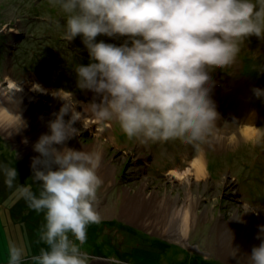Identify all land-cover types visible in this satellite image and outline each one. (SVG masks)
<instances>
[{
  "label": "rangeland",
  "instance_id": "1",
  "mask_svg": "<svg viewBox=\"0 0 264 264\" xmlns=\"http://www.w3.org/2000/svg\"><path fill=\"white\" fill-rule=\"evenodd\" d=\"M0 7V90L10 95L9 82L20 87L39 85L42 91L36 92L31 104L36 108V120L46 122L55 119L54 114L61 108L55 106V100L60 98L53 93L59 90L73 93L78 102L76 110L83 115L73 125L80 134L68 140L69 143L82 150L94 151L98 147L102 166L113 168L111 177L103 181L97 192L95 208L101 220L88 225L87 239L81 246V251L92 258L90 262L108 259L113 264L117 261L119 264H243L212 251L210 244L226 230L236 233L237 229L230 224L233 219L240 220L245 212L252 227L264 225V97L258 99L252 91L264 89V40L255 36L247 38L240 45L241 51L233 65L211 70L214 90L211 89L210 98L219 119L213 135L205 142L190 144L181 139L141 142L128 139L114 121L97 123L84 108L93 102L94 94L77 87L74 68L77 64L87 65L89 55L81 37L68 42L63 28L56 26L57 21L61 25L65 21L58 8H53L49 0H0ZM30 22L36 25L31 28ZM123 39L97 37L98 41L117 45ZM56 63L59 67H55ZM87 115L93 121L91 126L85 121ZM64 119L69 120L70 115ZM246 127L257 129L261 136L255 140L239 139ZM228 136L238 140L236 144L217 149ZM200 151L204 154L203 178L189 173L190 182H187L182 176L166 173L170 167L189 169L190 161ZM38 156H33L19 137L0 129V264H8L9 243L25 249L21 264H32L31 257L47 248L40 240L46 224L45 212L30 209L17 191L19 185L33 184V191L38 194L39 182H33L31 167L33 158ZM5 166L14 167L18 173L12 188L5 184ZM186 192L196 198V204L188 210L192 229L187 240L141 228L120 215L122 202L128 197L137 196L144 204L152 199L157 204L161 197L181 200ZM173 208L164 210L178 215L185 210L180 206ZM133 228L141 232H134V236L129 232ZM90 231L94 233L91 236ZM230 235L231 238L224 240L229 239L233 245L241 239ZM154 240H158V246L153 244Z\"/></svg>",
  "mask_w": 264,
  "mask_h": 264
},
{
  "label": "clouds",
  "instance_id": "2",
  "mask_svg": "<svg viewBox=\"0 0 264 264\" xmlns=\"http://www.w3.org/2000/svg\"><path fill=\"white\" fill-rule=\"evenodd\" d=\"M49 4L65 16L62 25L56 22L64 38L71 42L81 37L88 52L89 63L74 68L77 87L94 94L84 108L97 123L114 121L128 139L141 142H205L219 119L210 98L211 70L233 65L247 38L264 40V0H49ZM100 36L124 39L117 45L98 41ZM34 90L42 91L39 85ZM252 91L258 99L264 97V89ZM53 95L64 104L48 123L51 134L41 135L33 147L39 153L31 165L38 194L33 184L17 189L30 209L45 212L40 240L47 248L31 261L90 264L92 258L81 246L88 225L101 220L95 208L103 183L97 175L101 157L64 146L80 134L73 125L83 113L75 110L73 93L59 90ZM18 120L19 127L27 126L19 116ZM3 173L6 186L12 188L17 170L5 166ZM258 229L256 239L261 243L252 248L248 264H264V225ZM25 256L23 247L9 243L8 264H21Z\"/></svg>",
  "mask_w": 264,
  "mask_h": 264
},
{
  "label": "bare ground",
  "instance_id": "3",
  "mask_svg": "<svg viewBox=\"0 0 264 264\" xmlns=\"http://www.w3.org/2000/svg\"><path fill=\"white\" fill-rule=\"evenodd\" d=\"M9 88L11 91L7 90V92H10V95H6L4 90H0V129L2 131H6V133L10 136L13 135L14 137H19V139L22 141L27 140L26 144L29 147V150H31L32 155H38L39 153L35 152L33 147L41 135L51 134L48 128V123L50 120L47 122L36 120V116H38L36 108L33 104H31V101L34 99L37 92V90H34V87H31L30 84L20 87L9 82ZM211 89L214 90V87H211ZM239 89L241 90L242 88ZM242 93L243 90L240 91V94ZM55 101L56 107H62L64 104V101L61 99ZM69 115L71 114L69 113ZM18 116L26 123V127H19ZM88 118L85 119V121L89 126H91L93 121ZM52 120L54 119H51V121ZM259 136H261V134H259L257 129L252 130V128L249 129L246 127L242 129L239 139L246 141L255 140ZM233 138L234 137L228 136L226 139H222V141L220 140L222 145H218L216 148L219 149L224 145L229 147L230 144L231 146L236 144L238 140L233 141ZM54 146L57 149L63 147L60 145ZM64 146L77 151L95 152L98 153L102 158L100 149H98V147L94 151L91 149L82 150L79 147L76 148L74 145H71L69 141H67ZM189 165V169H182L180 166L170 167L166 170V173L170 176H182L186 178L187 182H190V178L188 179L189 173H193L196 178H203L205 175V165L204 154L202 151H200L198 155H196V157L190 161ZM112 172L113 168L104 165L102 166L100 161L97 175L102 179V181L107 178L109 179L112 175ZM144 202V200H141L137 196L126 198L122 202V210L120 215L124 217V219L129 223L138 225L141 228L145 227L152 230H157L159 231V234H166L171 237H176V239L180 241L187 240V238L190 237L192 218L190 217L188 210L190 211V209L196 204V198H193L190 192H186L185 197L181 200L178 198L173 200L172 197H161L157 200V204H153L154 200L152 199H150V203L144 204ZM178 206H180L181 209H185L180 215L171 214L167 210H164L168 207H174L173 210H175V208H178ZM111 211L113 212V210ZM106 213L109 215L108 211H106ZM248 217V214L244 213L240 220L237 218L233 219L230 225L237 229V234L233 233L234 231L232 230V232H228L227 230L224 231V234L221 235L222 237H219L220 234L219 236H216L215 240L212 242V244H210V249L212 251H218L223 255H227L234 261L248 264L247 257L251 255L252 248L254 246L258 247L261 243V240L256 239L258 228L252 227V225L249 224V220L247 219ZM134 230L137 233L141 232L137 229ZM252 232L253 234H256L253 235ZM219 233H222V231ZM230 234H235L236 237L238 235L239 239L241 238L237 241V244L233 245L229 239L224 240V238L230 237ZM153 238L157 239L156 237ZM159 240L161 241V239ZM234 250H236L235 256H233Z\"/></svg>",
  "mask_w": 264,
  "mask_h": 264
},
{
  "label": "trees",
  "instance_id": "4",
  "mask_svg": "<svg viewBox=\"0 0 264 264\" xmlns=\"http://www.w3.org/2000/svg\"><path fill=\"white\" fill-rule=\"evenodd\" d=\"M1 7H0V12H1ZM1 15V14H0ZM29 17H32V16H29ZM32 18H34V17H32ZM30 27L32 28V26L34 27L35 25H36V23L35 22H30ZM1 47H3V46H1ZM55 67H59V65H58V63H56L55 64ZM62 70H64V69H62ZM66 70V69H65ZM92 225V224H91ZM105 225V224H104ZM91 231H93V229L91 230ZM88 232V234H89V236H91V234H94L93 232ZM129 232H131L134 236H135V233L136 234H138L135 230H132V229H130L129 230ZM135 232V233H134ZM90 238V237H89ZM90 240V242H91V239H89ZM93 240V239H92ZM161 243H163V242H161ZM90 244V243H89ZM153 244L154 245H156L157 244V246H158V241H155V242H153ZM153 244H152V246H153ZM146 252V251H145ZM157 252V251H156ZM154 254V253H153ZM103 257H105V258H109V256H104V255H102ZM197 260V259H196Z\"/></svg>",
  "mask_w": 264,
  "mask_h": 264
},
{
  "label": "water",
  "instance_id": "5",
  "mask_svg": "<svg viewBox=\"0 0 264 264\" xmlns=\"http://www.w3.org/2000/svg\"><path fill=\"white\" fill-rule=\"evenodd\" d=\"M90 264H113V263L108 259H94L90 262Z\"/></svg>",
  "mask_w": 264,
  "mask_h": 264
}]
</instances>
